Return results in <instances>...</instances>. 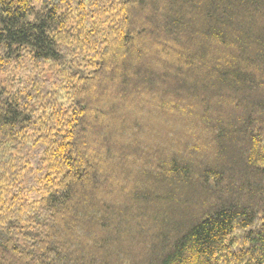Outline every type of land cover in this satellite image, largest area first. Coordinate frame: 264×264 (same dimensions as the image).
I'll return each instance as SVG.
<instances>
[{"label":"trees","instance_id":"16d2710c","mask_svg":"<svg viewBox=\"0 0 264 264\" xmlns=\"http://www.w3.org/2000/svg\"><path fill=\"white\" fill-rule=\"evenodd\" d=\"M0 264H264V0H0Z\"/></svg>","mask_w":264,"mask_h":264}]
</instances>
